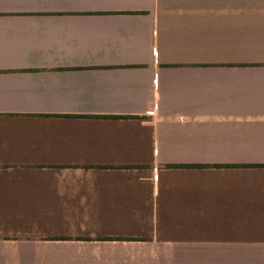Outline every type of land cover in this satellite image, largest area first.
<instances>
[{
	"label": "crops",
	"instance_id": "obj_1",
	"mask_svg": "<svg viewBox=\"0 0 264 264\" xmlns=\"http://www.w3.org/2000/svg\"><path fill=\"white\" fill-rule=\"evenodd\" d=\"M0 264H264V0H0Z\"/></svg>",
	"mask_w": 264,
	"mask_h": 264
}]
</instances>
